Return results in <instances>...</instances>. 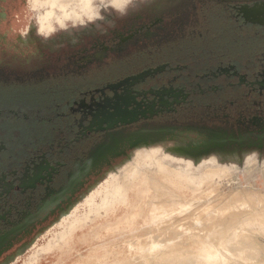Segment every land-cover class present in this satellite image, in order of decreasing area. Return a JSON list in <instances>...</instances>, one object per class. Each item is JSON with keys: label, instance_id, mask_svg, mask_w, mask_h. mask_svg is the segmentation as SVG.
Listing matches in <instances>:
<instances>
[{"label": "flooded vegetation", "instance_id": "af4514ba", "mask_svg": "<svg viewBox=\"0 0 264 264\" xmlns=\"http://www.w3.org/2000/svg\"><path fill=\"white\" fill-rule=\"evenodd\" d=\"M102 1L0 5V255L21 243L0 264L58 259L132 202L127 183L150 163L193 189L216 179L209 169L264 172V14L230 0H132L122 14ZM16 7L28 14L17 37L3 30ZM176 147L186 164L168 165Z\"/></svg>", "mask_w": 264, "mask_h": 264}, {"label": "bare ground", "instance_id": "6f19581e", "mask_svg": "<svg viewBox=\"0 0 264 264\" xmlns=\"http://www.w3.org/2000/svg\"><path fill=\"white\" fill-rule=\"evenodd\" d=\"M184 155L177 147L174 148L168 165L186 164L178 158ZM127 159L134 161L135 155ZM128 160H124L117 168L127 167ZM210 165L214 167L215 163ZM163 170L164 167L155 170L154 164L150 163L143 168L142 177L137 183L136 179H129L128 193L135 192L132 202L119 214L105 219L98 217V221L95 219V223L87 231L84 230L54 264H149L157 252V246L164 248L173 244L176 247V242H181L178 246L187 249L204 244L206 238L212 242L218 241L235 226L258 216H262L264 223V190L253 184L226 193L221 190V174H225L224 177L229 181L235 179L230 168L209 169L208 176L217 174L218 180L214 177L209 181L206 177L205 186L199 189L187 187L185 182L188 180L183 179L178 172ZM182 218H189L190 222L182 224ZM259 241L262 243L261 237ZM257 250L258 255L253 259L248 248L189 249L181 253L182 258L176 257L178 259L175 261L173 258L166 260L161 257L160 264H264V249ZM159 260L150 264H159Z\"/></svg>", "mask_w": 264, "mask_h": 264}, {"label": "rangeland", "instance_id": "374dc122", "mask_svg": "<svg viewBox=\"0 0 264 264\" xmlns=\"http://www.w3.org/2000/svg\"><path fill=\"white\" fill-rule=\"evenodd\" d=\"M21 1L23 2L24 0H21ZM102 2H103L102 0H97L96 5H100ZM132 3H133V1H132ZM24 4H26V3L24 2ZM20 6H22V3L20 4ZM100 11L102 12V10H100ZM23 13H24L23 8L19 9L18 7H16L15 14H14L15 15L14 30L10 27L8 29L7 26L5 28H3V30L5 32L10 30L9 31L10 34L12 32H14L15 37H17L19 34H21L23 31V28H24V23L27 21L26 16L28 15V14L26 15V13L25 14H23ZM32 16H34V13L32 14ZM1 31L2 30H0V32ZM257 157L259 160V164L263 165L264 164V154L257 153ZM238 164L240 165L241 169H243V170L245 169L244 159L239 160ZM224 176H225V174L221 175L222 179H221L220 185H222V184L223 185L221 187L220 186L219 187L225 193L233 191L236 188L243 189L241 187H246L247 185H250V184H253V186L255 185L256 187L264 190V184H263L264 172H261L260 170L257 172H255V171H252V172L247 171L245 173L239 172L237 174L238 179H236V177H235V179H233L232 181L227 180V178H225ZM224 178L226 180H224ZM229 179H230V177H229ZM224 182L227 184H225ZM257 218L260 220H258ZM186 219L182 218L183 221ZM188 219H187V221H184V222L181 221V223L182 224L189 223L190 219L189 220ZM260 237H261L262 243H261V241H259ZM32 239H33V237L27 238V239H25L24 242L23 241L22 242L26 243ZM181 240L182 239H179V241H181ZM23 243H22V245H24ZM179 243H181V242H176V247H173L174 246L173 244H171L170 247H164V248H160L159 246H157L156 247L157 252L151 257L150 263L151 262L152 263L157 262L159 258H160V260L158 263L159 264L162 263L161 257L167 258L166 260H170L173 258L174 259L173 261H175L178 259V258L175 259L176 257L179 256L182 258L181 253L187 252V250H189V249H246V248H248L252 258L255 259L258 255L257 249H264V223H263V218H262V216L260 218L258 216L253 220H247V221L242 222L241 224L235 226L232 230L227 232L224 237H222V238L220 237L218 241L212 242L211 239L206 238L204 240V244H197V245H195V247L193 246V247L187 248V249L180 248L178 246ZM20 245H21V243H18L16 246H14L11 249H8L2 255H0V262L4 258H6L9 254H12L13 252H15V250L18 249L20 247ZM154 248H152V249H154ZM84 250L85 249H83V251ZM165 253H167L168 255L165 256ZM54 260H55L54 256H52V255L47 256V257H44L39 264H54L55 262H57L58 259H56L55 261ZM22 262H23V259H19L16 264H22ZM61 264H64V262H62Z\"/></svg>", "mask_w": 264, "mask_h": 264}, {"label": "snow or ice", "instance_id": "6c2138e0", "mask_svg": "<svg viewBox=\"0 0 264 264\" xmlns=\"http://www.w3.org/2000/svg\"><path fill=\"white\" fill-rule=\"evenodd\" d=\"M234 5L241 4L242 7L238 8L237 11L246 12V14H256L257 12L264 14V0H261L260 4L255 8H249L246 5V0H230ZM8 3V0H0V5ZM113 8L118 9L122 14H125L127 11L135 10L137 6L132 4V0H113ZM8 15L2 6H0V21H7ZM3 42V37H0V43ZM36 43H43L42 41L37 40Z\"/></svg>", "mask_w": 264, "mask_h": 264}, {"label": "clouds", "instance_id": "9594fccd", "mask_svg": "<svg viewBox=\"0 0 264 264\" xmlns=\"http://www.w3.org/2000/svg\"><path fill=\"white\" fill-rule=\"evenodd\" d=\"M41 31H43V29H41Z\"/></svg>", "mask_w": 264, "mask_h": 264}, {"label": "water", "instance_id": "95a60500", "mask_svg": "<svg viewBox=\"0 0 264 264\" xmlns=\"http://www.w3.org/2000/svg\"><path fill=\"white\" fill-rule=\"evenodd\" d=\"M180 151H182V150H180ZM187 154V153H186Z\"/></svg>", "mask_w": 264, "mask_h": 264}]
</instances>
